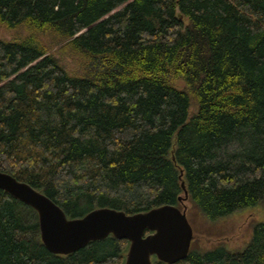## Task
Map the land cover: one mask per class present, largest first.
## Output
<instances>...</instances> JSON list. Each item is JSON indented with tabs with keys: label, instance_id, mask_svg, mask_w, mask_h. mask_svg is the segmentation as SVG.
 Here are the masks:
<instances>
[{
	"label": "trees",
	"instance_id": "trees-1",
	"mask_svg": "<svg viewBox=\"0 0 264 264\" xmlns=\"http://www.w3.org/2000/svg\"><path fill=\"white\" fill-rule=\"evenodd\" d=\"M0 171L73 219L182 207V182L208 223L264 211V0H0ZM128 248L53 254L0 190V264H125ZM177 264H264V219L244 247Z\"/></svg>",
	"mask_w": 264,
	"mask_h": 264
},
{
	"label": "water",
	"instance_id": "water-1",
	"mask_svg": "<svg viewBox=\"0 0 264 264\" xmlns=\"http://www.w3.org/2000/svg\"><path fill=\"white\" fill-rule=\"evenodd\" d=\"M182 187L186 195L180 198L182 207L164 205L136 214L101 207L73 219L42 191L0 171V190L36 211L42 241L51 253L70 255L113 236L129 243L125 264H154V258L177 264L188 258L194 230L184 206L188 201L184 182Z\"/></svg>",
	"mask_w": 264,
	"mask_h": 264
},
{
	"label": "rangeland",
	"instance_id": "rangeland-1",
	"mask_svg": "<svg viewBox=\"0 0 264 264\" xmlns=\"http://www.w3.org/2000/svg\"><path fill=\"white\" fill-rule=\"evenodd\" d=\"M179 87L181 85L178 84ZM194 109V108H193ZM189 221L194 230L193 248L208 249L224 245L230 249H240L249 240L252 228L259 220L264 219L261 208L237 212L216 223H208L191 211V203L184 202Z\"/></svg>",
	"mask_w": 264,
	"mask_h": 264
}]
</instances>
